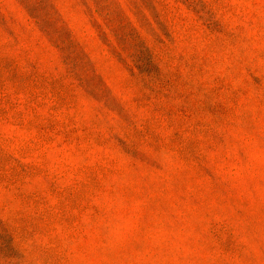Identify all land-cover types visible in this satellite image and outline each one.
<instances>
[{
    "label": "rangeland",
    "instance_id": "rangeland-1",
    "mask_svg": "<svg viewBox=\"0 0 264 264\" xmlns=\"http://www.w3.org/2000/svg\"><path fill=\"white\" fill-rule=\"evenodd\" d=\"M0 264H264V0H0Z\"/></svg>",
    "mask_w": 264,
    "mask_h": 264
},
{
    "label": "trees",
    "instance_id": "trees-1",
    "mask_svg": "<svg viewBox=\"0 0 264 264\" xmlns=\"http://www.w3.org/2000/svg\"><path fill=\"white\" fill-rule=\"evenodd\" d=\"M63 31H64V28H61ZM66 33H67V30H66ZM68 35V34H67Z\"/></svg>",
    "mask_w": 264,
    "mask_h": 264
}]
</instances>
